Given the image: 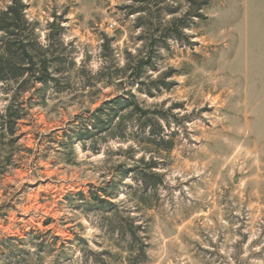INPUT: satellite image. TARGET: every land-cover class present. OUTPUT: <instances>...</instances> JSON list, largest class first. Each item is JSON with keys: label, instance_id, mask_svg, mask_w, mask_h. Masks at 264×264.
<instances>
[{"label": "rangeland", "instance_id": "rangeland-1", "mask_svg": "<svg viewBox=\"0 0 264 264\" xmlns=\"http://www.w3.org/2000/svg\"><path fill=\"white\" fill-rule=\"evenodd\" d=\"M21 5L0 264H264V0Z\"/></svg>", "mask_w": 264, "mask_h": 264}, {"label": "trees", "instance_id": "trees-1", "mask_svg": "<svg viewBox=\"0 0 264 264\" xmlns=\"http://www.w3.org/2000/svg\"><path fill=\"white\" fill-rule=\"evenodd\" d=\"M25 7L19 9L9 7L0 14V32L5 35L0 45V98L3 94L1 85L17 82L24 73L33 72L35 67L46 72V63L39 57L30 54L29 46L25 45V34L30 26L25 16ZM21 53V56H18ZM32 55V56H30ZM39 83H45V79H36ZM23 119L18 115L12 104L0 111V127L7 133L14 135L15 128Z\"/></svg>", "mask_w": 264, "mask_h": 264}]
</instances>
